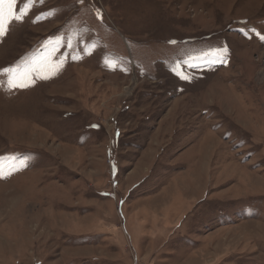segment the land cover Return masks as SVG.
Returning a JSON list of instances; mask_svg holds the SVG:
<instances>
[{
  "label": "rangeland",
  "instance_id": "rangeland-1",
  "mask_svg": "<svg viewBox=\"0 0 264 264\" xmlns=\"http://www.w3.org/2000/svg\"><path fill=\"white\" fill-rule=\"evenodd\" d=\"M14 7L0 264H264V0Z\"/></svg>",
  "mask_w": 264,
  "mask_h": 264
},
{
  "label": "snow or ice",
  "instance_id": "snow-or-ice-1",
  "mask_svg": "<svg viewBox=\"0 0 264 264\" xmlns=\"http://www.w3.org/2000/svg\"><path fill=\"white\" fill-rule=\"evenodd\" d=\"M16 3L17 0H0V36H4L6 34V31L8 30L11 23L22 22L25 18L26 13L23 10H21L19 15L16 14V9L14 7ZM261 39H264V37H261ZM70 43L71 42H69V46ZM3 71L8 73H14L15 69L6 68ZM185 79H187V77H185ZM8 83L9 86L12 88L25 86L23 83L17 82L12 76H10ZM0 178L3 177L0 176Z\"/></svg>",
  "mask_w": 264,
  "mask_h": 264
}]
</instances>
